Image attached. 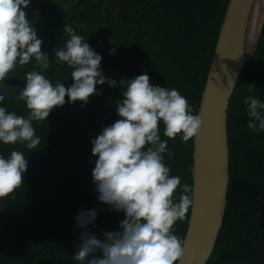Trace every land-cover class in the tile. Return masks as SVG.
Instances as JSON below:
<instances>
[{"label": "trees", "instance_id": "obj_1", "mask_svg": "<svg viewBox=\"0 0 264 264\" xmlns=\"http://www.w3.org/2000/svg\"><path fill=\"white\" fill-rule=\"evenodd\" d=\"M226 3L227 0H221V5L213 0H95L93 15L84 24L82 14H76L78 26L82 24L81 35L101 54L103 73L115 79L117 87H109L107 83L99 86L101 94L91 96L86 105L80 103L81 109L73 107L74 113L65 97V104L55 111L60 122L53 121V117L44 120L43 125L36 121L40 124L43 143L57 158L55 165L64 161L71 172L53 178L60 166L55 167L44 157L40 145L32 149L35 164L25 173L24 184L8 197L0 198V264H70L72 244L78 247L82 231L75 224L79 209H97L95 226H89L90 231L99 234L112 230L101 226L114 224L113 220L101 217L102 210L114 212L97 199L91 176V161L95 157L90 141L119 118L115 103L122 99L120 81L135 78L137 72H146L158 85L174 86L196 114ZM118 9L131 12L132 17L118 18ZM38 24L47 25L45 21ZM113 48L116 52L110 54ZM104 56H113L114 63L122 59L120 71H109ZM32 62L17 65L8 77L26 83L25 74L35 68ZM46 77L56 84L67 75L54 73ZM249 85L255 88L250 90ZM21 90L7 84L0 87L5 95L3 106L9 111L10 107H26L24 101L16 99ZM248 95L264 100V28L229 103L227 201L223 224L207 264H264V133L256 134L247 128L248 118L242 115V106ZM17 115L27 116L21 111ZM68 115H72L68 118L70 122L78 120L86 126L95 125L93 136L85 140L83 128L78 127L74 133L66 128L69 137L59 140L64 133L55 131L65 126ZM47 133H55L57 138H43ZM168 148L174 152L168 164L171 171L181 178V186L184 183L192 186V138L186 143L178 138ZM6 149L0 145V152L8 156L13 149L9 152ZM181 191L182 188L175 195L177 200ZM190 208L185 219L173 226L175 234L182 239Z\"/></svg>", "mask_w": 264, "mask_h": 264}, {"label": "clouds", "instance_id": "obj_2", "mask_svg": "<svg viewBox=\"0 0 264 264\" xmlns=\"http://www.w3.org/2000/svg\"><path fill=\"white\" fill-rule=\"evenodd\" d=\"M213 1L221 5V0ZM93 4L95 0H0V87L17 65L33 60L35 67L25 74L26 83L19 80L25 86L16 99L24 101L26 117L3 106L5 95L0 92V145L13 149L8 156L0 152V198L21 187L29 169L28 157L16 149L40 145L43 155L50 157L51 150L43 143L36 121L47 120L56 107L65 104V97L68 103L79 101L83 106L91 96L101 94L99 86L107 83L117 87V81L103 73L101 54L81 35V25L93 15ZM77 13L83 16L80 26ZM43 21L48 22L49 33L37 36L33 24ZM115 52V48L110 50V54ZM104 58L109 71H120L122 59L114 63L113 56ZM48 70L67 78L53 84L44 75ZM157 83L143 71L133 79L121 80L122 99L115 103L119 118L90 141L97 199L114 212L102 210L101 217L114 224H101L112 230L95 234L89 226H95L97 209H79L75 224L82 231L78 247L72 244L70 264H180L185 254V242L173 226L184 220L193 206V192L188 183L181 186V178L168 166L174 156L168 144L178 138L185 143L192 138L193 144L202 120L174 86ZM243 102L247 128L264 133V100L248 95ZM95 128L92 124L87 131ZM56 166L60 170L55 179L71 172L64 161ZM73 178L79 180L78 176ZM181 188L177 200L175 195Z\"/></svg>", "mask_w": 264, "mask_h": 264}, {"label": "water", "instance_id": "obj_3", "mask_svg": "<svg viewBox=\"0 0 264 264\" xmlns=\"http://www.w3.org/2000/svg\"><path fill=\"white\" fill-rule=\"evenodd\" d=\"M239 5V9L233 8ZM116 16L130 18L132 15L119 9ZM263 26L264 0L228 1L201 94L199 115L202 127L199 135L193 138L192 153V173L194 164L203 179L193 175L195 189L199 192L193 196V206L207 202L216 207V211L197 220L192 228L194 237H186L185 254L180 264H206L213 251L224 218L230 177L227 111L237 82H229L233 73L238 74L244 69L261 38ZM248 35L252 38L248 39ZM4 84L22 85L19 80L10 78L4 80ZM204 182L210 188L206 193Z\"/></svg>", "mask_w": 264, "mask_h": 264}, {"label": "bare ground", "instance_id": "obj_4", "mask_svg": "<svg viewBox=\"0 0 264 264\" xmlns=\"http://www.w3.org/2000/svg\"><path fill=\"white\" fill-rule=\"evenodd\" d=\"M233 8H240V5L239 6H235V7H233ZM232 8V9H233ZM241 11H244V8H242V10ZM131 13V12H130ZM77 14H80V13H77ZM256 17V14H255V12L253 13V18H255ZM42 23V22H41ZM46 23H48V22H46ZM33 26H34V28L36 29V31H37V36H41L42 34H47V33H49V31H47V26H43V25H40V24H33ZM221 27V26H220ZM251 27H255V26H251ZM263 28H264V26H263ZM263 28H262V31H263ZM219 32H220V30H219ZM240 32H242V31H240ZM220 36H221V33H220ZM218 37H219V33H218ZM249 38H252L251 37V35H248V39ZM217 40H218V38H217ZM257 46H258V44H257ZM257 46H256V48H255V50H254V52L252 53V55H251V57H250V59L252 58V56H253V54L255 53V51H256V49H257ZM249 59V60H250ZM249 60L246 62V65H247V63L249 62ZM245 65V66H246ZM243 72V69H242V71H241V69H240V73H233L232 74V78L230 79V82H229V84H235L236 82H238V79H239V77H240V75H241V73ZM50 74H54V72L53 71H51V70H48V71H46V72H44V75L45 76H48V75H50ZM206 78H207V76H206ZM237 84V83H236ZM25 85H21V86H15V87H18V88H23ZM236 86V85H235ZM235 89V88H234ZM203 92V91H202ZM234 92V90L232 91V93ZM200 98H201V95H200ZM80 103L81 102H79V101H77V102H74V103H68L69 105H71V107H70V110H71V112L72 113H74V111H73V107H77V108H82V106L80 105ZM229 104V103H228ZM199 107H200V103H199ZM199 107H198V110H197V115H199L200 114V109H199ZM57 109H59V108H61V107H56ZM10 111H13V112H15L16 114H17V112L18 111H21V112H23L25 115H28V109L26 108V107H24L23 106V108H16V107H10ZM72 115H68V116H66V118H65V126H61V127H59L56 131H55V133H57V132H63L64 133V136H62V137H60L59 138V140H65L66 138H68L69 137V135L66 133V128L71 132V133H74L75 131H77L78 130V127H81V128H83V139H89L90 137H92L93 136V134H94V132H88L87 131V129H88V127L89 126H86V125H84V123H82L81 121H78V120H76V121H74V122H70L69 120H68V118L69 117H71ZM49 117H53V118H55V120H53V121H57V122H60V119H59V114L57 113V112H54V111H52L51 113H50V115H49ZM47 120H49V119H47ZM39 123L41 124V125H43V124H45V121H39ZM55 133H53V134H50V133H47L46 135L44 134L43 135V138H51V137H55ZM55 138H57V137H55ZM11 149L12 148H7L6 150L9 152V151H11ZM20 149H21V151L24 153V155H25V157L27 158L28 157V164H27V168H30V167H33L34 166V164H35V159H34V157H33V150L32 149H28V148H26V147H20ZM51 150V149H50ZM192 153H193V151H192ZM193 156V155H192ZM45 158H47L48 160H49V162L52 164V165H55V162L57 161V158L55 157V154H54V152L51 150V154H50V157L48 158V157H46V156H44ZM191 174H192V192H193V196H194V194L195 193H197V194H199V192H198V190L197 189H195V185H194V182H193V175H195V176H198V177H200L199 176V174L197 173V171H196V166L193 164V173H192V167H191ZM201 178V177H200ZM202 179V178H201ZM203 180V179H202ZM204 186H205V190H204V193H206V192H208L209 190H210V188L209 187H207V185L205 184V182H204ZM200 204H202V205H200ZM73 210H74V208H73ZM216 211V207H214V206H212L211 204H209V203H207V202H200V203H198V204H196V205H194V206H191V208H190V216H189V220H188V225H187V230H186V234H185V236H184V242H185V240H186V237L187 236H189V237H194V235H193V227H194V225L196 224V222H197V220L198 219H201L206 213H211V212H215ZM73 213V212H72ZM224 214H225V211H224V213H223V216H224ZM70 231H72V232H74L75 233V231L73 230V228H71V230ZM219 232V231H218ZM195 240H198V239H195ZM189 246V245H188Z\"/></svg>", "mask_w": 264, "mask_h": 264}]
</instances>
